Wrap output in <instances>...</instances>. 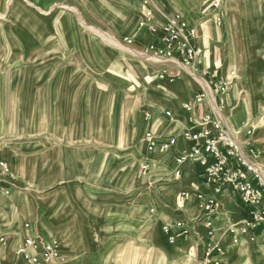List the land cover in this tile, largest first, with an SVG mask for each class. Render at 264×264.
<instances>
[{"label":"rangeland","instance_id":"374dc122","mask_svg":"<svg viewBox=\"0 0 264 264\" xmlns=\"http://www.w3.org/2000/svg\"><path fill=\"white\" fill-rule=\"evenodd\" d=\"M254 1L237 0L241 11L229 15L233 13L229 9L223 14L224 21L218 27L221 35L213 44L222 48L225 61L221 68L210 71L218 78L234 73L235 80L226 94L232 96L234 102L231 106L224 105L221 113L213 111L218 117L227 118L233 117L236 110H243L241 125L235 132L239 133L247 123L252 124L255 130L251 142L260 152L264 166V7L258 12ZM1 9L0 128H5L7 133L26 130L30 136L40 137V132L48 126L69 127L68 131H75L82 138V145L94 144L98 148V159L94 157L91 166L98 173L94 181L101 185L114 184L118 190L131 184V191L135 193L133 199L143 195L146 199H159L163 189L168 194L176 183L181 184L174 181L170 168L166 177L164 175L157 183L144 188L132 186L136 175L150 171L142 170L147 152L144 135L151 130V120H147L145 114L149 113L152 119L155 105L167 102L161 95L175 94L173 89L184 81L199 85H195L199 89L197 101L202 85L194 77H201L200 66L196 67L194 76L191 74L192 81L170 61L159 63L131 53L134 50L153 57V52L124 50L125 42L111 33V19L122 18L121 10L104 0H8ZM118 50L120 55L113 53ZM165 66L171 68L180 81L159 79L156 69H160L159 73L167 71ZM27 78L35 79V85H26ZM27 89L32 92L31 96L26 95ZM187 106L193 109L194 104ZM187 106L173 110L172 118L178 114L188 116ZM165 107L168 111V106ZM205 110L203 115L211 113L209 106ZM137 122L139 131L131 132ZM9 135L18 136L14 133L4 136ZM193 176V170L185 174L182 182L185 192L194 183ZM187 180L193 181L192 184ZM178 196L182 201L180 193ZM231 200L234 201L232 196ZM183 209L168 211L163 207L162 210L164 220L172 221L167 222V226L173 227L176 221H181L186 227L193 226L189 228V235L197 238L174 247L179 254L177 264H264V226L241 236L235 245L228 229L232 225L241 226L243 216L236 208L233 212L221 211L222 217L213 230L205 227L201 214L193 218L187 214L186 207ZM2 237L5 245L0 254L7 242L6 237ZM213 247L219 248L220 253L207 256V250ZM114 248L107 246L105 252L123 249ZM143 252L141 249L138 254ZM146 252L145 264H169L154 257L160 254L158 249L152 247ZM184 255L187 257L183 258ZM0 262L8 260L0 257Z\"/></svg>","mask_w":264,"mask_h":264},{"label":"crops","instance_id":"0c3cea01","mask_svg":"<svg viewBox=\"0 0 264 264\" xmlns=\"http://www.w3.org/2000/svg\"><path fill=\"white\" fill-rule=\"evenodd\" d=\"M7 1L0 0V9ZM104 1L109 6L121 10L119 14L122 18L116 21L111 19L113 22L111 33L113 37L125 42L123 49L147 50L150 47L162 46L160 34L152 35L147 29L139 27L145 11L140 0ZM214 2L219 3L217 9L212 8ZM236 2L237 0H165L156 4L157 16L160 20H165L178 15L188 27L197 30L195 44L202 52L200 72L206 70L215 75L211 71L221 68L225 61L222 48L213 44L221 35L220 28L215 25V18L220 15L224 21L223 14L229 9L233 12L229 15H237L241 9H238L240 4ZM253 6H256L259 12V9L264 7V0H255ZM127 39L132 41L131 44L126 43ZM115 52L120 55L119 50L113 51ZM131 53L159 63L165 60L134 50ZM159 70L157 67L156 73L159 74ZM34 80L27 78L26 85H35ZM19 81L21 82V79ZM195 85L197 84L194 81L193 83L184 81L173 89L176 91L175 94L161 95L167 102L162 101L155 105L153 118L149 123L150 129L160 141L168 137H178V143L166 154L158 152L150 155L146 152L143 162L148 165L150 171L148 174L136 175L132 186L144 188L152 182L157 183L164 179L163 176L166 177L169 169L173 167L175 157L189 148L190 145L180 137L182 131L188 126L198 124L208 106L205 100H195L199 92L197 88L199 85ZM17 92H20L18 88ZM26 95L31 96L32 92L27 89ZM222 100L225 106H231L234 102V98L230 95H224ZM187 104H194L188 116L178 114L170 120L163 117V113L167 110L165 106H168V111L172 113L173 110ZM243 114V110L240 112L236 110L233 117L226 118L221 115L224 122L233 123L237 128L241 125ZM139 127L140 123L137 122L131 132H138ZM68 130L69 127L48 126L40 132L42 136L37 137L30 136V132L26 130L7 133L5 128H0V139L11 133L18 135L13 137L9 135L0 142V159L7 163L9 169V174L4 179L9 193L6 198H0V237L5 236L7 239L5 252H1L0 257L8 262L1 263V261L0 264H23L16 256V251L27 238L39 239L43 242L57 241L60 246V264H105L106 262L120 264L136 261L145 264L148 257L146 251L152 247L161 251L160 254L154 255L156 259L177 264L179 254L174 247L179 243L191 242V238L193 240L197 238L194 235L191 237L192 234L184 238L176 236L173 246L168 245V237L163 234L162 228L169 224L167 222L172 221L164 220L162 210L163 207H167L168 211H181L186 207L188 215L193 218L199 217L200 204L197 203L193 193H189L179 201L180 189L175 185L170 188L168 194H165L163 189L159 199H146L145 195L133 199L135 193L131 191V184L118 190L115 189L114 184L97 183L94 180L98 178V173L91 169V166L94 157L98 159V148L94 144L82 145V138L77 136L75 131ZM164 162L167 163L166 166ZM187 182L192 184L193 181L187 180ZM233 198L234 201L229 197V192H225L222 211L233 212L236 208L242 214L238 199ZM220 212L215 218V225L220 216L222 217ZM156 214L158 215L155 216ZM190 228L193 229V226ZM196 231L198 233V229ZM107 246L123 249L119 252L113 250V253H106ZM141 249L144 252L138 254ZM186 257L184 255L183 258Z\"/></svg>","mask_w":264,"mask_h":264},{"label":"built area","instance_id":"2783aa9c","mask_svg":"<svg viewBox=\"0 0 264 264\" xmlns=\"http://www.w3.org/2000/svg\"><path fill=\"white\" fill-rule=\"evenodd\" d=\"M145 11L139 22V27L147 29L152 35H161V47H150L145 53H152L154 57L164 58L170 61L174 68L181 70L192 79L196 67L202 64V52L195 44L197 30L188 27L178 15H173L165 20L157 16V3L165 0H140ZM218 2L212 4L217 9ZM222 18H215V25L221 26ZM127 39L126 43L131 44ZM172 60V61H171ZM159 73V79L180 80L171 68ZM201 77L213 98L209 102L206 90L200 86L201 94L197 101H207L210 114L203 115L198 124L186 127L181 134V139L187 143L189 148L175 157L171 175L180 189V196L185 198L193 193L198 204L200 213L208 230L215 228V218L222 211V200L225 192L229 197L238 199L242 207L243 219L240 225H232L228 229V235L233 244H237L241 236L247 235L251 230L264 226V166L261 163V154L252 144L251 139L254 132L252 124H246L239 133L231 132L224 120L213 111V105L221 113L224 102L222 97L228 94V89L235 80L233 72L228 73L225 78H218L206 70L200 72ZM206 77V79H204ZM193 81V79H192ZM191 112L190 107H185ZM164 116L172 119V113L165 111ZM147 120L151 117L145 114ZM178 143V137H168L163 141L158 139L152 130L144 135V144L149 154H166ZM162 157V156H161ZM147 164L142 165V170H148ZM193 170L194 185L187 192L182 188L185 174ZM7 163L0 159V196L7 197L9 191L6 189L5 178L9 174ZM183 182V183H182ZM191 226L186 227L181 221H176L174 226H165L162 229L170 245L175 242L176 236L186 237L190 234ZM211 235V233H209ZM5 245L3 237H0V250ZM220 249L213 247L207 250V256H215ZM16 256L23 264H60V246L55 240L43 242L39 239L27 238L18 247Z\"/></svg>","mask_w":264,"mask_h":264},{"label":"bare ground","instance_id":"6f19581e","mask_svg":"<svg viewBox=\"0 0 264 264\" xmlns=\"http://www.w3.org/2000/svg\"><path fill=\"white\" fill-rule=\"evenodd\" d=\"M194 79H196L201 85H203V88L206 90V93H207V95H209V100H210V103H213V98L211 97V95H210V93H209V91H208V89H207V87H206V85H205V83L202 81V80H199L197 77H194ZM196 81V82H197ZM213 109L216 111V113H218V109L213 105ZM218 115V114H217ZM220 118V117H219ZM222 118H223V116H222ZM221 118V119H222ZM223 120V119H222ZM226 123V125H227V127L230 129V131L231 132H235V126L233 125V123H231V124H229L228 122H225Z\"/></svg>","mask_w":264,"mask_h":264}]
</instances>
